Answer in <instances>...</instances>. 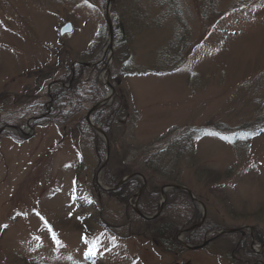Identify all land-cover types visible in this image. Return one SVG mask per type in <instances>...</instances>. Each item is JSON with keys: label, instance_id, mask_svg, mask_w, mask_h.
I'll return each instance as SVG.
<instances>
[{"label": "rangeland", "instance_id": "374dc122", "mask_svg": "<svg viewBox=\"0 0 264 264\" xmlns=\"http://www.w3.org/2000/svg\"><path fill=\"white\" fill-rule=\"evenodd\" d=\"M244 234L264 240V0H0V264H264Z\"/></svg>", "mask_w": 264, "mask_h": 264}, {"label": "trees", "instance_id": "16d2710c", "mask_svg": "<svg viewBox=\"0 0 264 264\" xmlns=\"http://www.w3.org/2000/svg\"><path fill=\"white\" fill-rule=\"evenodd\" d=\"M113 32L114 34L117 36L114 40H113V45L114 46H117L119 43V40L121 39L122 40V36H123V32H122V27L121 25L119 26L117 23H114L116 21V14H117V11H116V8L113 9ZM117 22V21H116ZM125 37V36H124ZM69 74L67 73H62L61 77L63 78L64 81H67V77H68ZM81 81L82 79H80V73H79V70L78 69H75V78L73 80V82L71 83V88L70 90H72V99L73 98H76V100L83 96V93L81 91V89L78 87V85H81ZM77 85V86H76ZM91 85H96L95 83H91ZM75 86H76V89H75ZM75 89V90H74ZM97 92L98 90L96 91L95 89L93 90L92 94H91V97H93L92 95L93 94H96L97 95ZM69 97L65 95L64 93V96L59 94L58 90H56L53 94H52V102L55 106L57 107H60L62 110H64V107L67 105V106H70L73 102L71 100V102L68 100ZM82 104V103H81ZM73 105V104H72ZM79 107V106H77ZM122 121V120H121ZM121 123V122H120ZM132 167H130V165H125V167H123L122 169H119L118 173L116 172L115 174V177H119L122 178L123 176L125 175H128L130 174V172H132ZM114 178V177H113ZM135 180L133 179L132 181H130L129 183H125L123 186H121L120 188H118V190L115 191V193H118V195H121L119 196L120 200L121 201H125L126 198H127V195L129 193H131L132 191V188L133 186L135 185ZM151 188H155V187H151ZM154 191H156V189H153ZM155 195L158 194V192H153ZM128 200V198H127ZM188 217V220L190 221L192 219L191 215H187ZM86 223V222H85ZM176 228V231L179 229L177 227ZM156 231H158V235L160 237V239L163 240V242H170L171 244L175 243V240H173V236L171 231H170V227L169 226H160L159 229H156ZM172 235V236H170Z\"/></svg>", "mask_w": 264, "mask_h": 264}, {"label": "water", "instance_id": "95a60500", "mask_svg": "<svg viewBox=\"0 0 264 264\" xmlns=\"http://www.w3.org/2000/svg\"><path fill=\"white\" fill-rule=\"evenodd\" d=\"M109 9V8H108ZM107 13V12H106ZM109 13H107V24H108V33H109V41H108V44H107V46L105 47V50H106V48H108V49H110V51H111V49H112V45H111V40L113 39V33H112V23H111V20H110V18H109V15H108ZM72 30H73V26H72V23L71 22H66V23H64L60 28H59V30H58V32H59V36H64L65 34H68V33H70V32H72ZM110 47V48H109ZM108 58H110V55H109V57ZM108 66H105V69L106 70H108ZM107 102V99L106 100H103V101H101V102H99V103H96L95 105H93V107L91 108V110L90 111H94V110H96L99 106H102L103 104H105ZM88 115H89V113H88ZM87 121L89 122V118L87 119ZM91 125V124H90ZM92 127V129L93 130H95V131H98V132H101V130H100V128H98V127H96V126H91ZM102 133H103V131H102ZM132 178V175H129V176H127V177H125V178H123V179H121L119 182H118V186H117V188L120 186V185H122L124 182H126V181H128V180H130ZM196 248H199L198 246H193V247H191V249H196Z\"/></svg>", "mask_w": 264, "mask_h": 264}, {"label": "flooded vegetation", "instance_id": "af4514ba", "mask_svg": "<svg viewBox=\"0 0 264 264\" xmlns=\"http://www.w3.org/2000/svg\"><path fill=\"white\" fill-rule=\"evenodd\" d=\"M239 229V231L241 232V233H243V232H246V233H248V229L249 230H251L252 231V233H253V227L251 228V227H247V225L246 226H242V227H240V228H238ZM249 236H250V234H248ZM244 236L246 237V239H247V235L246 234H244ZM247 240H250V247L251 248H253L254 249V246H255V244H257V243H259L260 245H259V247H260V252H262V251H264V249H262V244H263V241H257L256 240V238L253 236V234L250 236V238L249 239H247ZM256 240V241H255ZM211 241V240H210ZM207 242H209V241H206V243ZM178 245V244H177ZM255 250V249H254ZM231 254V253H230ZM231 258H232V260H234V261H236V262H238V258L237 259H235L236 257L233 255V253H232V255H231Z\"/></svg>", "mask_w": 264, "mask_h": 264}, {"label": "bare ground", "instance_id": "6f19581e", "mask_svg": "<svg viewBox=\"0 0 264 264\" xmlns=\"http://www.w3.org/2000/svg\"><path fill=\"white\" fill-rule=\"evenodd\" d=\"M104 53H106V51H104ZM103 58H104V54L100 57V60L103 59ZM104 83H105V81L103 80L102 84H104Z\"/></svg>", "mask_w": 264, "mask_h": 264}]
</instances>
